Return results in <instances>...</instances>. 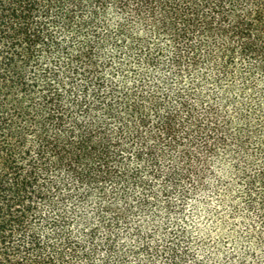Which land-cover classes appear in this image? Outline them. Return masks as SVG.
Listing matches in <instances>:
<instances>
[{
    "label": "trees",
    "instance_id": "obj_1",
    "mask_svg": "<svg viewBox=\"0 0 264 264\" xmlns=\"http://www.w3.org/2000/svg\"><path fill=\"white\" fill-rule=\"evenodd\" d=\"M0 264H264V0H0Z\"/></svg>",
    "mask_w": 264,
    "mask_h": 264
}]
</instances>
